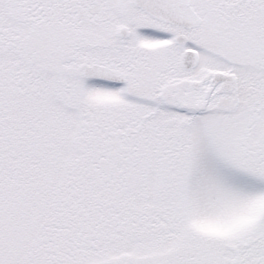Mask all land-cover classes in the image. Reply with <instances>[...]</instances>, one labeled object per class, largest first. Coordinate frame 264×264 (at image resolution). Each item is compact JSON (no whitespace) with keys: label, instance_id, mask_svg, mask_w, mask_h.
<instances>
[{"label":"snow or ice","instance_id":"obj_1","mask_svg":"<svg viewBox=\"0 0 264 264\" xmlns=\"http://www.w3.org/2000/svg\"><path fill=\"white\" fill-rule=\"evenodd\" d=\"M0 264H264V0H0Z\"/></svg>","mask_w":264,"mask_h":264}]
</instances>
